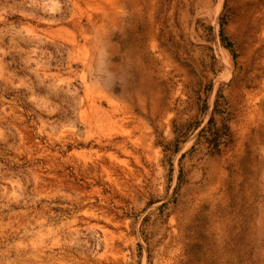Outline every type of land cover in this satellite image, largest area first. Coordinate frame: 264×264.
I'll use <instances>...</instances> for the list:
<instances>
[{"label":"rangeland","instance_id":"1","mask_svg":"<svg viewBox=\"0 0 264 264\" xmlns=\"http://www.w3.org/2000/svg\"><path fill=\"white\" fill-rule=\"evenodd\" d=\"M0 264H264V0H0Z\"/></svg>","mask_w":264,"mask_h":264}]
</instances>
